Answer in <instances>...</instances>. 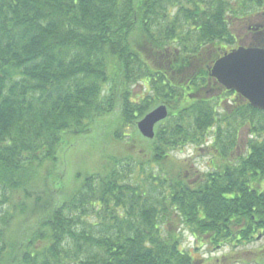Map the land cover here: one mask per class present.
Returning <instances> with one entry per match:
<instances>
[{
    "label": "trees",
    "instance_id": "1",
    "mask_svg": "<svg viewBox=\"0 0 264 264\" xmlns=\"http://www.w3.org/2000/svg\"><path fill=\"white\" fill-rule=\"evenodd\" d=\"M239 24L264 46V0H0V264H193L177 221L213 248L264 237V112L210 93ZM90 133L66 196L58 154ZM189 147L211 158L191 179L167 166Z\"/></svg>",
    "mask_w": 264,
    "mask_h": 264
},
{
    "label": "rangeland",
    "instance_id": "2",
    "mask_svg": "<svg viewBox=\"0 0 264 264\" xmlns=\"http://www.w3.org/2000/svg\"><path fill=\"white\" fill-rule=\"evenodd\" d=\"M245 33L246 32L243 28H241L240 24L234 27V34L236 36L237 43H242L247 46L252 42L249 37H245ZM221 48H223V50L228 49L224 44H222ZM215 50L217 51L218 48L216 47ZM142 89V87H135V94L141 95L143 93ZM211 95L213 98H217L219 96L216 92H212ZM248 140H250V137L247 130L243 129L237 140L238 147L236 149V154L230 155V158L227 160L228 163H236L238 158L245 157L248 154ZM72 142L77 143H74L75 145L72 146ZM96 143L97 141L91 133L84 138H75V140L68 138L66 143L68 150H66V152H62L63 150L59 152L58 157L63 161L67 170L64 172L63 179V183H65L66 187L64 192L66 196L71 195L73 190L78 185V183H75L74 181L76 173L82 175L91 173L95 170L96 161L93 159H95L97 155L93 156L92 154L100 153L102 148V146H96ZM105 148L106 147L104 146V149ZM210 161L211 158L209 156L197 152L196 149H193V147H189L182 152L172 153L171 160L167 162V166L170 167L169 170L173 169L174 173L181 172L186 175V178L191 179L194 173L198 174L205 172L206 168L210 165ZM213 161L215 164L221 162L217 157ZM63 164L61 163V170H64L62 167ZM176 225L178 226L177 230L182 234L181 247L193 260V264H263L264 237L262 236L248 245L240 246L237 244H228L222 245L218 248H213L204 240L193 238L182 225L180 226L178 221L176 222Z\"/></svg>",
    "mask_w": 264,
    "mask_h": 264
},
{
    "label": "water",
    "instance_id": "3",
    "mask_svg": "<svg viewBox=\"0 0 264 264\" xmlns=\"http://www.w3.org/2000/svg\"><path fill=\"white\" fill-rule=\"evenodd\" d=\"M208 75L226 91L247 101L251 108L264 112V46L239 45L223 53L208 69ZM167 116L166 106L160 105L139 120L136 129L142 138L152 140L155 127Z\"/></svg>",
    "mask_w": 264,
    "mask_h": 264
},
{
    "label": "flooded vegetation",
    "instance_id": "4",
    "mask_svg": "<svg viewBox=\"0 0 264 264\" xmlns=\"http://www.w3.org/2000/svg\"><path fill=\"white\" fill-rule=\"evenodd\" d=\"M240 44H242V43H240ZM211 86H212V88H211L210 93L216 92L217 94H219L218 97L222 96L226 92V91H224L223 88H221L219 85H217L216 83H214L213 80H211Z\"/></svg>",
    "mask_w": 264,
    "mask_h": 264
}]
</instances>
